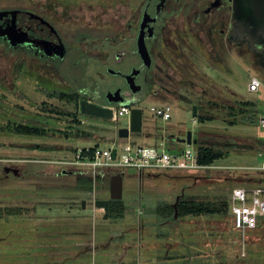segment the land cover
<instances>
[{
  "label": "flooded vegetation",
  "instance_id": "1",
  "mask_svg": "<svg viewBox=\"0 0 264 264\" xmlns=\"http://www.w3.org/2000/svg\"><path fill=\"white\" fill-rule=\"evenodd\" d=\"M0 12V56L16 58L12 83L0 73V93L4 88L13 91L15 79L28 78L38 81L43 94L40 102L26 98L30 107L4 102L7 97L0 94V118L14 120V124L30 120L44 128L42 132H54L58 137L79 138L78 132H72L74 126L79 127L76 118L82 115L79 102L117 106L107 100L106 93L119 87L130 105L153 96L164 102L182 100L193 110L194 105L198 107V90L203 85H195L191 67L195 65L193 57L200 53L215 63H224L231 55L246 56L252 65L264 68V0H0ZM5 30L12 31L15 41L2 33ZM140 37L151 55L150 66L139 52ZM134 69H141L136 76V83L141 85L138 92L131 90L125 78ZM103 71L117 82L106 91L98 81L80 77ZM70 72L80 74L72 84ZM200 74L205 77L204 72ZM70 86L72 99L53 95L54 91L69 93ZM191 88L197 93L194 97L181 91ZM0 129L18 132L9 123ZM193 138L198 140L194 132ZM17 168L15 175L5 172L4 166L0 177L30 174ZM56 173L73 178L72 186L83 195L84 205L97 198L110 199L98 193L105 190L106 177L113 172L94 176L90 170L62 168ZM99 176L103 178L98 183ZM143 231L141 222L137 226L139 240L126 244L125 255L156 264L161 259L159 255L148 256L154 249L143 245ZM8 246L12 247L11 243L0 245V251Z\"/></svg>",
  "mask_w": 264,
  "mask_h": 264
},
{
  "label": "rangeland",
  "instance_id": "2",
  "mask_svg": "<svg viewBox=\"0 0 264 264\" xmlns=\"http://www.w3.org/2000/svg\"><path fill=\"white\" fill-rule=\"evenodd\" d=\"M15 60L14 56H0L1 76L11 81V83L12 67ZM193 62L195 65L191 67V72L194 75H191V78L195 85H203L198 90L200 92L197 96L199 100L221 96L226 99L230 97L232 100H229L233 101L235 97L236 99L254 100L260 106H264V68L261 69L252 65L246 56L235 55L232 57L231 55L226 59V62L218 61V63H215L211 58L208 59L204 53H200L193 57ZM200 72L205 73L204 78L200 77L202 75ZM79 75V73L70 72V84H72L73 78ZM84 75L87 76L85 77ZM252 76H257L262 80V85L258 92L249 91V82ZM80 77L86 81H98L102 91H106L110 86H114L113 83H117L107 71L81 74ZM38 84L35 79H15L14 90L9 91L4 88L0 94L5 93L7 101L3 100L4 102L20 103L24 107H30L25 101L26 98L40 102L41 97H43ZM72 89L73 87L70 86L71 92L73 91ZM181 91L188 97L197 95L193 88L189 92ZM165 100L166 102L150 96L133 105L131 104V107H141L144 114L143 132L141 134H131L132 140L140 143L159 144L162 140H156L146 135L148 132H153L154 134L156 122H159L165 127H163V132H173L179 136L181 135V137L188 130H192L195 133L199 129L239 135L254 143L255 149L242 152L232 150L230 154L216 160L212 164L217 167L198 171L174 170V172L164 171L161 174H157L158 176L150 174L141 176L137 174L134 168H127L124 177L123 196L126 215L125 218L115 221L114 219L104 218V210L95 206L94 199L92 204L84 205L83 195L76 187L72 186L74 183L73 178L69 175L57 174L56 172L62 168H72L63 165L61 161L75 160V148L94 146L99 143V147L106 149L111 147L116 141L118 143L117 146L121 149L123 142L127 140L118 137L117 129L130 122V115L121 116L116 120L82 114L78 119L80 121L78 123L79 127L75 128L74 126L72 132L91 133H81L79 138L58 137L54 135V132H47V134H44L45 136H41L21 134L13 131L3 132L0 129V174L4 175V166H19L24 172H26L25 170L30 172V174L25 173L21 177H16L12 174L7 179L0 181V201H12L22 205H26V203L32 204L36 210L33 213L37 215V219L26 215L12 216L13 221L17 220L21 224H29L46 220L53 225H68L70 229L64 228L72 233L64 234L62 237L63 242L72 240L80 249H86L87 252H92L95 256L99 254L102 257H108L109 262L115 261V264H147L145 259L138 257L136 259L133 255H125L124 252L126 244H136L138 242L137 226L141 222L144 226L142 243L146 249H154V254L148 253V256L159 255L160 259V256L173 254L175 250H179L180 247L179 249L177 248L179 243H176L175 240L171 239L172 241L169 242L160 239L156 235L157 230H159V222L153 215L155 207L165 201L174 203L177 195L181 194L182 191H184V195H215L219 192L218 190L224 189L230 184L226 179L231 174L230 170L224 169V167L246 168L260 166L264 162V149L260 147V143H257V138L264 139V128L257 123L242 122L229 125L220 119L201 123L194 117L191 104L179 99ZM165 103L170 104L172 107V118L169 121L161 120L151 111L153 105H163ZM13 122L14 120L7 122L5 119L0 118V128L5 126L6 123H9L12 127ZM69 122L71 123V120ZM170 139L172 137L166 136V145H175V140ZM178 144L182 147L186 146V143ZM193 146H196V144H193ZM168 149L176 150V148L170 146H168ZM99 177L97 178L98 183L103 178ZM105 184V190L98 193V195L106 194L108 196L110 175L106 177ZM232 184L231 187L227 188L229 196L233 188ZM162 228V231L165 232L183 230L185 234L198 231L205 233L197 237V239L200 238L197 246L204 250L203 256H208L206 260H202L207 264L245 263L247 251L242 244L245 241V237L240 236L233 230L232 218L228 219L227 217L218 216L191 217L186 219L185 223L175 226L167 224ZM122 234H125V238L120 240L119 236ZM175 237L181 238V235L177 233ZM191 239L195 241L196 236H192ZM176 241L180 240L177 239ZM76 252L73 251V253ZM65 257L60 256L55 258V260L61 262L66 260ZM190 259H193L190 262H194L196 256ZM180 260L187 261L182 259V257H180ZM167 262L178 264L180 261L170 258Z\"/></svg>",
  "mask_w": 264,
  "mask_h": 264
},
{
  "label": "trees",
  "instance_id": "3",
  "mask_svg": "<svg viewBox=\"0 0 264 264\" xmlns=\"http://www.w3.org/2000/svg\"><path fill=\"white\" fill-rule=\"evenodd\" d=\"M53 95L72 99L74 97V92L62 93L54 91ZM229 99L231 98L229 97L226 99L220 96L200 100V102H198L197 120L201 123H205L206 121L220 119L229 125L242 122L258 124L259 114L264 111V106H260L254 100L243 98L236 99L235 97L233 101ZM69 114L71 115V112ZM77 120L76 118V121ZM163 127L164 126L159 122H156L155 133L148 132L146 135L156 140L160 139V141L163 138L165 139L166 136L172 137V133L163 132ZM11 128L18 131L17 133L27 135H44L46 133L42 132L44 128L32 125L30 120L18 124L13 123ZM81 133L90 134L91 132H78L79 135ZM195 134L198 138L196 144L199 157L198 161L202 165H212L216 160L230 154L232 150L242 152L255 149L254 143L239 135L203 129L197 130ZM257 143H260V147L264 149V139L257 138ZM155 145H158V143ZM96 147H99V143H96L89 149L94 150ZM77 149L78 148H75L76 153ZM82 149L86 153L87 148L83 147ZM230 173V176L226 178L230 184H228L226 188L218 190L219 192L215 195H183L178 204V217H175L173 203L165 201L159 203L155 207L153 215L159 222V230H157L156 235L160 239L169 242L173 239L176 243H179L177 248L179 249L180 247V249L175 250L173 254L163 257L160 256L161 261L157 264H170L167 262L170 258L180 261L178 264H207L202 260H206L208 256H203L204 250L197 246V242L200 241V238L197 239V237L205 233L198 231L196 233L190 232L185 234L183 230H172V232H169L171 231L169 230L165 232L162 231V227L167 224L175 226L183 222L185 223V220L191 217L202 218L210 216L227 217L228 219L232 218L233 230L240 236L245 237V241L242 243L247 251L244 264H264V215L259 216L257 226L254 228L247 230L236 228L231 212L230 196L227 193V188L231 187L232 183H234L232 184L233 188L236 186H264V171L235 168L230 170ZM5 179H7V177H0V181ZM35 211V206L32 204L29 205V203L22 205L12 201H0V245L4 243H11L12 245V247H6L4 252L0 251V264H115V261L109 262L108 257H102L99 254L95 256L94 253L87 251L83 253V249L76 246V243H73L72 240L70 242H63L62 237L64 234L72 233L65 230L64 227L70 229L68 225V227L57 224L53 225L46 220L29 224H21V222L17 220L13 221L12 216L19 217L26 215L36 217L37 219V215L33 213ZM125 215L124 200L110 198L109 218L117 221L125 218ZM177 233L181 235V238L175 237ZM192 236H196L195 241H192ZM119 238L123 240L125 235L122 234ZM177 239L180 241H176ZM194 247H196V249H194ZM73 251L77 252L73 253ZM55 252H58V254ZM60 256H66V260H62L61 262L55 260V258ZM193 256H196L197 261L194 260V262H190V260H193L190 259ZM180 257L187 261H181ZM82 258L85 260L82 261ZM147 264L152 263L149 262Z\"/></svg>",
  "mask_w": 264,
  "mask_h": 264
},
{
  "label": "built area",
  "instance_id": "4",
  "mask_svg": "<svg viewBox=\"0 0 264 264\" xmlns=\"http://www.w3.org/2000/svg\"><path fill=\"white\" fill-rule=\"evenodd\" d=\"M261 85L262 80L257 76H252L249 82V91L258 92ZM111 107L113 108V119L116 120L121 116L130 115L132 108L130 104H118ZM151 111L163 121H169L172 118L170 104L153 105ZM258 124L264 128V111L259 114ZM127 125L129 126V122ZM126 140L121 149L117 146L116 141L106 149L96 147L91 150L87 148L86 153L82 148H78L75 160L61 161V163L72 168L90 170L94 176L109 171L126 172L129 167L134 168L138 175L149 172H174V170L198 171L217 167L200 164L197 148L193 144H186L185 147L180 146L172 151L168 149L164 138L158 145L140 143L132 140L131 136ZM175 143L178 142L175 140ZM113 148H116L115 158H113ZM224 169L232 170L235 168L224 167ZM241 169L264 171V162L258 167ZM230 200L236 228L247 230L256 227L259 216L264 215V186H236L231 190Z\"/></svg>",
  "mask_w": 264,
  "mask_h": 264
},
{
  "label": "water",
  "instance_id": "5",
  "mask_svg": "<svg viewBox=\"0 0 264 264\" xmlns=\"http://www.w3.org/2000/svg\"><path fill=\"white\" fill-rule=\"evenodd\" d=\"M3 12H0V17H2ZM2 33H8V36L14 40L12 36V31L5 30ZM139 52L145 61L146 65L150 66L152 59L147 48L145 39L140 37L139 41ZM141 69H134L131 73L126 74L125 78L126 81L133 92H138L141 90V85L136 83V76L140 73ZM111 74V70L109 71ZM106 98L110 103H117V104H130L127 102L125 96H123L122 89L119 87L116 90H109L106 93ZM80 106V113L88 116L100 117L105 119H113V108L111 104L101 106L97 105L89 100H81L79 102ZM197 105L193 106V115L194 117L197 116ZM143 125H144V114L143 109L141 107L134 106L131 108L130 113V122L129 126L126 124L117 129V135L121 139H126L131 136V134H141L143 132ZM173 139H175L179 143H186L188 145L197 144L198 140L193 138V131L188 130L186 132V136L173 134ZM116 157V148H113V158ZM13 171L16 175L19 173V168L5 166V172ZM126 172L125 171H117L110 176V198L111 199H123L124 196V177ZM184 195V191L181 194L177 195L176 201L173 203L175 209V217H178V204L181 197ZM94 204L98 208H102L104 210V218H108L109 216V199L108 198H97L94 200Z\"/></svg>",
  "mask_w": 264,
  "mask_h": 264
},
{
  "label": "crops",
  "instance_id": "6",
  "mask_svg": "<svg viewBox=\"0 0 264 264\" xmlns=\"http://www.w3.org/2000/svg\"><path fill=\"white\" fill-rule=\"evenodd\" d=\"M121 104V103H120ZM166 104V103H165ZM166 133H169V132H166ZM176 134V133H173V132H170V134ZM163 140V139H162ZM145 144H147V143H145ZM150 145H155V144H150ZM168 146H170V147H172V148H177V147H180L181 145H177V144H175V145H168ZM90 147H92V146H89V147H86V148H90ZM83 148V147H82ZM74 168H76L77 170H84V169H82V168H78V167H74ZM117 172V171H116ZM148 174H150V175H157V174H161V173H153V172H149ZM102 177V176H101ZM98 178V177H97ZM98 180H100V179H98ZM104 196H106V194H104ZM108 196H109V198H110V189H109V193H108Z\"/></svg>",
  "mask_w": 264,
  "mask_h": 264
}]
</instances>
